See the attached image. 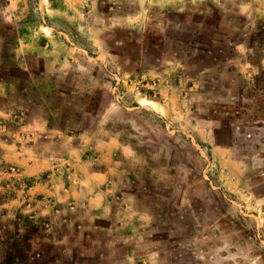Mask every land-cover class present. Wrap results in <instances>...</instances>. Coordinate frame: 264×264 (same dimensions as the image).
Wrapping results in <instances>:
<instances>
[{"label": "crops", "instance_id": "obj_1", "mask_svg": "<svg viewBox=\"0 0 264 264\" xmlns=\"http://www.w3.org/2000/svg\"><path fill=\"white\" fill-rule=\"evenodd\" d=\"M35 1L46 7L48 18L78 23L89 39V53L85 51L95 60V79L114 71L105 37L108 27L100 21L104 17L99 9L94 16L97 21L86 13V6L98 8L101 0ZM188 1H115L111 7L134 5L136 9L114 17L105 15L106 20H113V26L128 31L146 29L148 23L161 27L162 38L152 57L143 47L136 67L119 64L115 71L137 103L156 111L169 124L192 119L182 80H197L200 58L211 59V64L214 56L218 58L215 36L202 35L199 25H192L184 12L177 20L168 16L159 25L150 18V8L163 10L165 15L170 7H187ZM200 1L210 17L230 19L239 14L244 19L255 13L264 19V0ZM0 2L5 12L3 23L15 27L13 57L20 60L19 71L32 77L29 87L18 85L19 79L7 72L14 65L5 61L0 45V247L12 249L10 256L0 254V264H173L179 253L171 249L178 237V217L174 213L170 219L161 218V210L155 209L157 197L143 198V186L137 184V179L151 185L156 181L170 184L171 178L154 176V169L160 168L170 177L169 170L150 163L137 145L124 138L123 129L110 128L121 110L120 102L108 105L94 125L89 117L92 113L67 116L61 107L68 96L57 88V75L78 76L75 69L84 66L81 55L56 36L44 17L25 13L29 0ZM226 23L239 29L227 19ZM189 27L196 31L187 36L173 32L175 28L187 32ZM188 40L206 47L180 49ZM233 51L231 57L240 50L236 47ZM249 55L246 58L252 63ZM143 89H152L150 97L136 93ZM54 93L62 94L61 100L49 97ZM140 98L154 104H142ZM190 197L188 187L178 206L181 212ZM162 199V206L168 205ZM13 252L18 256H12Z\"/></svg>", "mask_w": 264, "mask_h": 264}, {"label": "rangeland", "instance_id": "obj_2", "mask_svg": "<svg viewBox=\"0 0 264 264\" xmlns=\"http://www.w3.org/2000/svg\"><path fill=\"white\" fill-rule=\"evenodd\" d=\"M115 1L124 0H101L98 8L86 6V13L93 14L92 20L97 21L94 16L99 9L104 17L100 21H105L108 27L105 37L114 61L110 66L116 69L122 64L134 68L143 47L152 57V50L162 38L161 27L148 23L146 29L128 31L121 25L113 26V20H106V14L114 17L136 9L134 5L111 7ZM150 10L155 24L159 25L168 16L177 20L184 12L192 25H199L197 30L202 35L215 36L218 58L214 56L213 64L211 59L200 58L197 80H182L191 120L184 118L169 124L156 111L137 103L135 94L127 93L122 87L115 69L95 79L92 76L97 73L95 60L89 59L85 51L89 39L79 30L78 23L48 18L46 7L37 5L35 0H29L25 13L44 17L56 36L81 55L84 66L75 69L78 76L57 75V88L68 96L61 107L67 116L72 117L75 112L92 113L89 117L94 125L108 105L120 102L121 110L110 128L123 129L124 138L137 145L150 163L169 170L170 177L160 168L154 169V176L161 180L171 178L170 184L156 181L151 185L144 179H137V184L148 195L143 198L157 197L155 209L161 210V218L170 219L174 213L178 217V237L171 249L179 253L173 264H202L201 257L205 259L204 264H264V19L255 13L244 19L239 14L231 15L230 19L210 17L200 0H189L187 7H170L165 15L163 10ZM4 16L0 5V45L5 61L14 65L7 72L25 88L32 77L19 71L20 60L13 57L17 42L15 27L13 23H3ZM226 19L239 29L233 30ZM178 30L175 28L173 32L187 36L195 28L189 27L187 32ZM204 47L206 44L193 45L188 40L180 49ZM236 47L240 51L231 57ZM247 55L252 63L248 62ZM205 69L208 71L202 72ZM151 90L136 93L150 97ZM62 97L60 93L51 96L55 100ZM140 102L154 104L146 98H140ZM188 187L192 197L184 203L181 212L178 206L182 205ZM162 198L168 205L162 206ZM177 229L173 228V234ZM10 251L0 247V254L4 256ZM12 256L18 255L13 252Z\"/></svg>", "mask_w": 264, "mask_h": 264}, {"label": "trees", "instance_id": "obj_3", "mask_svg": "<svg viewBox=\"0 0 264 264\" xmlns=\"http://www.w3.org/2000/svg\"><path fill=\"white\" fill-rule=\"evenodd\" d=\"M51 96H52V95L49 94V97H51ZM57 100L59 101L60 99L57 98ZM75 113H78L80 116L83 115V114H81V112H75ZM75 113H74V114H75Z\"/></svg>", "mask_w": 264, "mask_h": 264}, {"label": "built area", "instance_id": "obj_4", "mask_svg": "<svg viewBox=\"0 0 264 264\" xmlns=\"http://www.w3.org/2000/svg\"><path fill=\"white\" fill-rule=\"evenodd\" d=\"M14 169V168H13Z\"/></svg>", "mask_w": 264, "mask_h": 264}]
</instances>
